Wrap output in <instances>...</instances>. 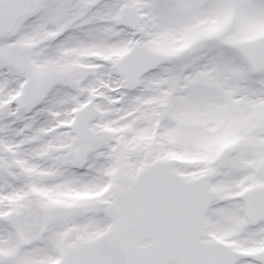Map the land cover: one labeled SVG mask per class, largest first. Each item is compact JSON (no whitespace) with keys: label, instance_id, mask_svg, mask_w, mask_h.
Wrapping results in <instances>:
<instances>
[{"label":"snow or ice","instance_id":"obj_1","mask_svg":"<svg viewBox=\"0 0 264 264\" xmlns=\"http://www.w3.org/2000/svg\"><path fill=\"white\" fill-rule=\"evenodd\" d=\"M0 264H264V0H0Z\"/></svg>","mask_w":264,"mask_h":264}]
</instances>
